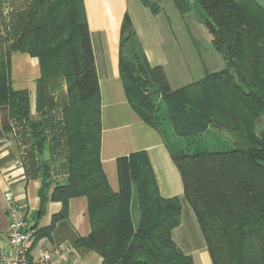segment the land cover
Listing matches in <instances>:
<instances>
[{
    "label": "trees",
    "instance_id": "1",
    "mask_svg": "<svg viewBox=\"0 0 264 264\" xmlns=\"http://www.w3.org/2000/svg\"><path fill=\"white\" fill-rule=\"evenodd\" d=\"M172 1L180 14L189 10L187 0ZM194 1L225 67L171 89L163 67L137 51L125 14L120 78L145 122L161 125L164 113L172 136L192 143L190 151L170 149L211 264H264V0ZM6 7L10 16L3 15ZM14 52L38 59L37 117L28 91L11 85ZM62 82L64 96L55 97ZM0 106L8 108L5 130L14 132L26 175L41 181L39 214L47 200L63 204L49 230L66 216L68 200L83 196L90 232L75 246L94 251L102 264H196L171 236L180 224V198L160 196L145 151L117 159L119 189L110 188L100 159V93L82 0H16L12 8L0 0ZM209 127L226 132L232 147L193 146Z\"/></svg>",
    "mask_w": 264,
    "mask_h": 264
},
{
    "label": "crops",
    "instance_id": "2",
    "mask_svg": "<svg viewBox=\"0 0 264 264\" xmlns=\"http://www.w3.org/2000/svg\"><path fill=\"white\" fill-rule=\"evenodd\" d=\"M82 1L100 93V159L110 188L114 192L119 189L117 159L134 152L145 151L160 196L180 198V224L172 230V240L183 253L190 255L196 264H211L200 227L192 209L183 198L182 179L172 159V150L168 142V137L172 136L170 123L166 115L162 113L161 125L149 124L132 109L124 92L118 66L120 27L127 14L136 33L137 51L151 66H162L171 89H176L171 85L168 66H170L169 58L173 54L172 44L177 46V38L174 36L173 39L167 30L165 32L159 15L167 1H171L177 13H180L172 0H158L160 5L147 0L158 6L157 12H153L141 0ZM187 1L189 10L180 14L181 16L191 12L193 7L197 9L194 0ZM258 1L263 2V0ZM181 65L182 62L180 67ZM39 76V64L36 57L26 52L11 54V85L15 90H27L32 93V101H30L32 114H35V88ZM190 82L192 81L184 85ZM10 123L7 106H0V253L10 251L7 242L8 219L4 209L9 199L25 215L34 244L41 242L49 251L71 245L79 257L75 264H102V258L97 253L85 247L75 246L77 239L85 237L90 232L85 197L69 199L65 205L66 216L49 230L52 217L62 210L63 204L47 200L43 213L39 214L41 181L39 178L26 175L14 132L5 130ZM207 132H216L219 140L225 141L224 144L228 148L232 147V141L226 132L210 127L204 134ZM51 188L47 192L48 197Z\"/></svg>",
    "mask_w": 264,
    "mask_h": 264
},
{
    "label": "rangeland",
    "instance_id": "3",
    "mask_svg": "<svg viewBox=\"0 0 264 264\" xmlns=\"http://www.w3.org/2000/svg\"><path fill=\"white\" fill-rule=\"evenodd\" d=\"M3 1L8 2L9 7L12 8V6L15 5L16 0ZM151 1L160 5L158 0ZM8 10L9 8L6 7L5 12L3 13L4 16L8 15L6 12ZM159 16L160 22H162L165 27V32L167 30V33L171 35L173 39L175 37L177 38V46H175L174 43L172 44L173 54L171 55V58H169L170 66H168L172 87L177 88L189 81L200 78L205 73L221 70L225 67V62L222 56L212 47L211 36L202 23L203 14L198 6L197 9L193 7L191 12L181 16L173 7L172 2L167 1ZM6 23L7 20L4 21V24ZM181 62L183 66L181 65L180 67ZM180 72L181 75H179ZM64 92L65 85L62 82L61 86L56 87L55 94L53 95L55 97H62L64 96ZM28 93L30 101H32V93ZM33 116L37 117L36 114H33ZM216 134V132H207L206 134L197 137L193 146L196 145L198 148L206 147L212 150L228 149V146L224 144L225 141H222L221 139L219 140ZM225 136L228 135L226 134ZM168 142L173 151H178L180 149L190 151V146L192 145L189 140L182 138L177 139L174 136L168 137ZM137 216L138 212L135 199L133 198L132 217L134 223L137 222Z\"/></svg>",
    "mask_w": 264,
    "mask_h": 264
},
{
    "label": "built area",
    "instance_id": "4",
    "mask_svg": "<svg viewBox=\"0 0 264 264\" xmlns=\"http://www.w3.org/2000/svg\"><path fill=\"white\" fill-rule=\"evenodd\" d=\"M5 213L8 219L7 242L9 253H0V264H75L78 255L71 245L47 250L41 242L34 244L26 217L13 201L7 200Z\"/></svg>",
    "mask_w": 264,
    "mask_h": 264
}]
</instances>
